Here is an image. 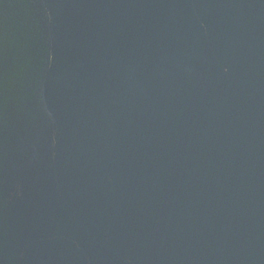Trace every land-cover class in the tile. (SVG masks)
<instances>
[{"label": "water", "instance_id": "95a60500", "mask_svg": "<svg viewBox=\"0 0 264 264\" xmlns=\"http://www.w3.org/2000/svg\"><path fill=\"white\" fill-rule=\"evenodd\" d=\"M0 264H264V0H0Z\"/></svg>", "mask_w": 264, "mask_h": 264}]
</instances>
